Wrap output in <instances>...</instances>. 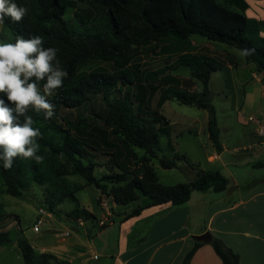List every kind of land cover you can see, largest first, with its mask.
I'll list each match as a JSON object with an SVG mask.
<instances>
[{"label": "trees", "instance_id": "obj_1", "mask_svg": "<svg viewBox=\"0 0 264 264\" xmlns=\"http://www.w3.org/2000/svg\"><path fill=\"white\" fill-rule=\"evenodd\" d=\"M61 1L15 0L28 14L20 23L7 19L1 25L0 38L6 32L11 35L6 42L14 43L17 36H41L46 48L59 50L57 56L69 75L49 98L55 105L54 118L45 119L43 112L28 113L42 132L38 154L44 156L43 163L17 157L13 167L5 170L0 161V193L21 198L28 189L41 188L42 207L49 214L68 200L74 205L68 217L94 222L96 216L80 207L75 196L84 187L67 177L82 179L85 187L108 198L111 205L135 204L124 220L148 207L182 205L193 191H224L228 181L221 173L203 171L193 164L189 166L194 174L188 182L174 186L159 182L151 161L172 169L178 159L157 155L159 134L173 150L170 125L160 110L169 100L205 108L208 139L214 151L221 153L208 84L211 74L221 71L223 64L200 52L192 38L199 36L237 50L255 48V54L244 60L254 66L255 73L263 74L264 84V37L260 35L264 20L245 16V0H66L68 6L81 3L94 14L89 25L76 17L80 23L76 27L60 15ZM143 49L158 50L172 63L147 69L136 56ZM99 62L110 64L111 71L90 69L91 63ZM178 68L187 70L189 80L197 81L201 91L181 90V82L172 75ZM96 97L102 103L98 110L93 107ZM134 149L141 150V156ZM104 160V166L110 164V168L101 170L99 162ZM141 197L147 199L142 206L138 204ZM2 216L0 213V220ZM9 243L8 232L0 230V246ZM207 243L221 264H238V256L220 239L209 236ZM201 245L194 242L181 264H189ZM18 250L22 264H67L36 253L24 240L18 241Z\"/></svg>", "mask_w": 264, "mask_h": 264}, {"label": "crops", "instance_id": "obj_2", "mask_svg": "<svg viewBox=\"0 0 264 264\" xmlns=\"http://www.w3.org/2000/svg\"><path fill=\"white\" fill-rule=\"evenodd\" d=\"M245 1V16L263 21L264 0ZM258 77L264 96L263 74ZM255 116L260 119H239L243 126L251 123L254 143L232 148L227 159L222 157L224 150L211 151L207 166L201 168L221 173L228 181L224 191H193L182 205L148 207L126 220L124 216L134 207L120 212L112 204L107 223L102 225L105 228L99 224L104 210L78 200L96 221L68 219L70 229L54 233L55 240L38 253L49 250L58 262L67 264H181L197 242L192 236L209 233L238 256V264H264V125L260 123L264 111ZM207 240L201 242L189 264H221Z\"/></svg>", "mask_w": 264, "mask_h": 264}, {"label": "rangeland", "instance_id": "obj_3", "mask_svg": "<svg viewBox=\"0 0 264 264\" xmlns=\"http://www.w3.org/2000/svg\"><path fill=\"white\" fill-rule=\"evenodd\" d=\"M249 1L253 3L252 0ZM59 13L76 27L80 25L76 21V17L85 21L86 25H89L94 18L93 12L86 5L75 3L72 8L68 6L66 0L59 3ZM9 38H11V35L6 32L5 37L0 38V42H6ZM192 41L201 49L200 52L215 58L223 64L221 71L211 74L208 87L219 130V141L222 150H224L222 157L227 159L230 157L232 148L236 146L247 147L254 143L250 135L251 123L248 122V126H243L239 123V119L243 122H247L249 116L260 119L255 115L260 111H264L263 90L261 89V83L257 80L259 75L254 72L252 64L246 63L244 57L238 55L237 49L208 42L199 36H193ZM136 56L140 59L143 67L151 70L172 63V61H166V57L160 55L158 50L148 51V49H143ZM93 68H104L108 71L112 69L110 64L100 62L91 63L90 69ZM172 75L181 82V90L188 92L201 91L200 84L197 81L189 80L187 70L178 68L172 72ZM93 107L94 110L102 107L99 97L93 100ZM160 114L169 122L171 131L169 140L173 150L171 151L168 148V139L163 134H159L157 155L159 158L169 160L173 159L174 156H178V159L174 160L176 167L172 169H163L156 160H152L150 164L162 185L174 186L179 183H186L193 177L195 170L190 168L189 165L199 166L200 169L206 167V156L214 151L206 133L207 110L198 105H184L176 100H169L162 106ZM260 123L262 126L264 125L263 120ZM134 150L137 156H141L143 153L139 149ZM99 163L101 164V170L110 168V164L104 166L105 160ZM67 179L72 184L84 187L75 194L79 201L95 204L100 209H103L102 203H105L110 209L111 202L109 199L104 196L99 197L94 189L85 187L82 179L76 176H69ZM43 199L41 188L35 187L25 191L21 198H13L0 193V213L3 214L2 220H0V230L7 231L10 238L9 244L0 246V264H22L18 250L19 240L26 241L38 253L42 247L51 244L55 240L54 233L60 234L66 228L70 229L72 223L68 219L72 215L74 205L68 200H65L51 217H44V222L37 229L33 228L37 210L39 208L45 210L42 207ZM146 202L147 199L141 197L138 204L142 206ZM135 206V204H130L127 207L118 206L117 209L123 212ZM45 253L49 254V250Z\"/></svg>", "mask_w": 264, "mask_h": 264}, {"label": "clouds", "instance_id": "obj_4", "mask_svg": "<svg viewBox=\"0 0 264 264\" xmlns=\"http://www.w3.org/2000/svg\"><path fill=\"white\" fill-rule=\"evenodd\" d=\"M27 14L28 9L15 0H0V25L7 19L20 23ZM58 51L55 47L46 48L41 36H17L14 43L0 42V161L5 170L13 167L17 157L37 164L45 159L38 154L42 132L34 127L28 113L43 112L49 120L55 116V105L49 98L63 87L69 75L61 65ZM237 52L240 57H248L256 49Z\"/></svg>", "mask_w": 264, "mask_h": 264}, {"label": "built area", "instance_id": "obj_5", "mask_svg": "<svg viewBox=\"0 0 264 264\" xmlns=\"http://www.w3.org/2000/svg\"><path fill=\"white\" fill-rule=\"evenodd\" d=\"M102 206H103V210H104V213H105V217H104L103 220H101L99 222V224L101 226L104 225L105 223H107L106 217H108L109 214H110V209H108V207L106 206V204L105 203L104 204L102 203ZM44 217H50V215L43 208H39L37 210V217H36L35 223L33 225V228L34 229H37L38 226H40L44 222ZM67 235H68V233H65L64 234V236H67Z\"/></svg>", "mask_w": 264, "mask_h": 264}, {"label": "water", "instance_id": "obj_6", "mask_svg": "<svg viewBox=\"0 0 264 264\" xmlns=\"http://www.w3.org/2000/svg\"><path fill=\"white\" fill-rule=\"evenodd\" d=\"M210 234L209 233H204L198 236H192L193 240L197 242H205L209 238Z\"/></svg>", "mask_w": 264, "mask_h": 264}]
</instances>
